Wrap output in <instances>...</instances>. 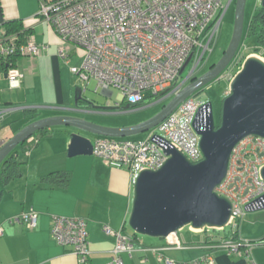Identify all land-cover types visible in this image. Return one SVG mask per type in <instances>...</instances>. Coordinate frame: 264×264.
Masks as SVG:
<instances>
[{
	"label": "built area",
	"instance_id": "1",
	"mask_svg": "<svg viewBox=\"0 0 264 264\" xmlns=\"http://www.w3.org/2000/svg\"><path fill=\"white\" fill-rule=\"evenodd\" d=\"M230 1L38 0L35 13L59 36L58 55L65 62L71 51L78 52L81 62L78 66H70L69 71L79 78L83 90L86 82L92 79L95 89L115 87L120 100L136 107L173 95L195 76L200 61L212 50L217 28ZM14 37V33L0 36V59L5 63L4 68L0 66V72L5 73L10 87L19 85L23 74L17 63L11 62L6 55L18 54L31 59L44 48L31 36L23 42ZM187 64L186 75L177 82ZM201 103L192 96L186 97L142 139L98 137L93 140L92 153L109 165L126 168L133 180L141 170L159 168L169 156L163 149L168 146L195 163L202 154L199 134L192 122ZM36 140L33 135L26 138L29 144ZM227 162L225 175L214 190L230 201L227 223L235 226L234 221L240 219L245 210L264 208V178L260 173L264 166V137L242 136L230 149ZM36 218L37 212L29 209L5 220L23 223L30 229L35 227ZM50 218V233L56 242L69 245L79 261L88 264L85 218L59 214H52ZM102 228L115 235L111 258L103 264H122L121 252L130 254L134 250L132 237L119 230L113 231L107 225ZM177 236L175 231L164 238L168 245L180 247ZM257 241L264 243V239ZM251 243L217 238V241L206 243L205 248H223L229 253L244 255L248 264H256L249 254ZM158 259L161 264L212 262L210 254L191 261H177L162 254Z\"/></svg>",
	"mask_w": 264,
	"mask_h": 264
},
{
	"label": "crops",
	"instance_id": "2",
	"mask_svg": "<svg viewBox=\"0 0 264 264\" xmlns=\"http://www.w3.org/2000/svg\"><path fill=\"white\" fill-rule=\"evenodd\" d=\"M37 8V0H0V22L22 20L23 25L31 27V37L44 46L33 59L21 56L15 61L23 74L19 85L10 87L5 73L0 72V143L30 121L54 114L79 115L99 124L121 126L100 120L107 118L105 114L114 112L108 107H95L89 112L67 108L75 105L77 80H80L69 71V65L61 67L63 58L58 55L57 48L60 38L48 22L36 16ZM77 54L71 51L65 63L69 64L72 55ZM45 60L49 61L48 72L55 77V82L48 89L45 85ZM60 75L62 81L59 80ZM95 88L96 83L94 91ZM81 91L83 95L82 88ZM101 91L107 95L111 93L109 88H101ZM49 92L54 94L53 98L49 97ZM87 98L95 105H101L98 100ZM125 104L122 100L118 102V106ZM43 129L31 133L37 139L32 144L25 139L22 146H18L20 143L16 146V159L21 163L13 175L4 176V169L0 167V226L3 227L0 264H83L69 245L56 242L51 235L52 214L84 217L88 264L106 263L112 255L115 235L106 233L103 225L130 236L134 233L128 224L133 195L132 176L126 168L109 165L93 153L68 155L66 144L69 136L62 126ZM89 136L92 142L100 137ZM61 171L65 176H48ZM29 209L37 212L33 228L5 220ZM258 209L261 208L245 210L241 218L234 221L235 226L227 223V226L219 228L218 234L225 239L231 238L230 234L237 227L234 239L252 242L248 247L250 258L256 264H264V243L257 241L264 239V216L259 212L263 210ZM176 232L180 247L168 245L164 237L133 235L134 250L130 254L121 252L122 264H161L159 254L177 261L199 260L201 256L210 254L212 262L202 260L200 264H248L242 254L229 253L223 248H205L209 242L207 229L185 225Z\"/></svg>",
	"mask_w": 264,
	"mask_h": 264
},
{
	"label": "water",
	"instance_id": "3",
	"mask_svg": "<svg viewBox=\"0 0 264 264\" xmlns=\"http://www.w3.org/2000/svg\"><path fill=\"white\" fill-rule=\"evenodd\" d=\"M245 1L235 0L233 3L232 31L219 59L208 65L204 72L189 78L154 114L121 126L99 124L73 114L40 117L0 143V162L31 133L45 127H63L64 133L69 136L66 152L73 156L92 154L93 142L89 135L121 138L157 126L178 103L217 79L235 56L243 32ZM260 5L264 6V0L260 1ZM249 55L245 56L229 81L228 93L220 101L218 123L214 121L209 101L202 102L194 114L192 125L200 135L202 158L195 163L190 162L182 153L168 146L163 149L169 156L159 168L141 170L134 178L128 214V224L134 232L164 237L185 225L220 228L229 221L231 203L217 194L214 186L225 175L230 149L242 136L257 134L264 137V62ZM76 92L75 105L67 107L69 110L89 112L95 107L107 109L82 95L79 86ZM128 107H132L131 104L114 108ZM260 173L264 178V166Z\"/></svg>",
	"mask_w": 264,
	"mask_h": 264
},
{
	"label": "rangeland",
	"instance_id": "4",
	"mask_svg": "<svg viewBox=\"0 0 264 264\" xmlns=\"http://www.w3.org/2000/svg\"><path fill=\"white\" fill-rule=\"evenodd\" d=\"M222 1L225 2L226 0H222ZM234 2H235V0H231L230 3H228L229 5L225 11V14L222 16L219 27L217 28L218 31H217V34H216L215 39H214L212 50L210 51V53H208V55L206 56L205 59L200 61V65H203V67L200 69L199 73L204 72L206 70V68H208V65H211L213 62L215 63V61H217L219 59V57L222 54L221 52H223V50L225 49V47L228 43V40H229L230 35H231V31H232L231 28L233 25V12H234V4L233 3ZM244 4H245V6H244V15H243L244 16L243 17V27H242L243 33H242V37L240 39V44H239L238 50L240 48H242L241 51L243 53H246L247 51H249V50L251 51L252 49H254V46L256 45V40H255L256 37L254 34L245 35V29H246L245 27H247V25H248V22H249L250 17H251L250 15L254 12L255 9H257L259 7L260 2H259V0H246ZM249 54L250 55L254 54L255 56H257L258 58H260L264 61V58L258 53H249ZM25 58H28V56H26ZM236 58H237V56L235 55L232 58V60L227 64V67L220 74V76L217 77V79L215 78L213 81L208 83L204 89L202 88L201 90H198V92H196L195 94L191 95L194 98V100L197 102L201 103V102L209 101L212 103V111H213L212 114L214 116V121L216 124L219 121V114L218 113H220V105H221L220 101H222L223 97L228 93L229 81H230L231 77L233 76V74L236 72V71L235 72L231 71L230 68L233 67L235 69L238 66V65H236V64H238V63H236ZM61 60H62V62L60 64H61L62 68H64L65 66L68 67V65L70 68V65H73V64L78 66L81 62V57L72 55V58L70 59L71 62H69V64H66L65 60H63V59H61ZM45 61H46V71H45V73H46V84L45 85H46V88L48 89L49 86H51V84L55 82V79H54L55 77H53L52 74L48 72L50 69L49 68V61H47V60H45ZM188 66H189V64L184 66V69L180 73V76H179L177 82H180L182 80V78L186 75V73L188 71ZM240 66H238V67H240ZM227 69H229V70H227ZM225 71H226V73L224 74ZM59 80L62 81L61 75H60ZM86 83H87V85H86V88L84 89L83 95H85L86 97H90L92 99L98 100L99 104H101L104 107H111L108 109H110L111 111H114L112 113L105 114L107 116L106 119H100L99 117H96V119H98V120L100 119V120H103L105 122H107V121L111 122L112 121V123H116L118 125H125V124L127 125L128 123L131 124V123H134L136 121L142 120L147 116L154 114L156 111L159 110L161 105H163V103L168 101V99L170 98V96H165L163 98H159V99L157 98L156 100H153V101H150V102H147L144 104H140L136 107H128L126 109H124V108L118 109V108H114L118 105V102L120 101V99L118 97V93H119L118 89H116L115 87H110L109 89L111 90V93H109V95H107L101 91V87H98L94 91L95 83L92 79H89L88 82H86ZM77 86H81V82L78 80H77ZM49 93H50L49 97L53 98L54 94H51V92H49ZM147 133H148V130H145L143 132L136 133L133 135H128V136H123L121 138L142 139L147 135ZM258 210H263V211H259V212H261L264 216V208H261ZM226 226H227V224H226Z\"/></svg>",
	"mask_w": 264,
	"mask_h": 264
},
{
	"label": "trees",
	"instance_id": "5",
	"mask_svg": "<svg viewBox=\"0 0 264 264\" xmlns=\"http://www.w3.org/2000/svg\"><path fill=\"white\" fill-rule=\"evenodd\" d=\"M38 2V0H37ZM38 9V8H37ZM38 17V15H36ZM250 20L248 22L247 27H245V35L248 34H254L256 37V45L254 46V49H252L251 51H247L246 53H243L241 50L242 48H240L239 50L237 49V51L235 52L237 58H236V65L240 66L239 64L243 61V59L245 58V56L249 53H258L260 54L263 58H264V6L259 5V7L257 9L254 10V12L250 15ZM24 23L22 22V20L20 19H8L3 21L0 24V27H3V30H0V36L1 35H5L7 33H14L15 34V39L19 42H23L27 39L28 36H31V27H27L25 25H23ZM243 33V32H242ZM6 57L8 59L11 60V62H15L17 60L18 57H20L18 54H8L6 55ZM0 66L1 68L5 67V63L3 62V60L0 59ZM236 67L235 69L233 67L230 68L231 71H237V69L239 67ZM229 70V69H227ZM124 102V101H123ZM29 108H27L26 110H28ZM47 128L43 129L42 131H46ZM23 143H20L18 146H22ZM16 146L15 148L10 151V153L8 155H6L2 162H0V167L3 168V172H5L4 176L9 177L11 175H13L12 172H15V170H17L18 165L21 163L20 160L16 159ZM25 152V150H24ZM51 175H56V176H65L64 173L61 172H52L50 174H48V176L50 177ZM46 177V176H45ZM239 219H236V221ZM236 228H234V231L230 234L231 238L235 237V233H236ZM206 229V228H204ZM209 231V232H208ZM219 228H214V227H209L207 229V232L209 233L207 236H209V242L212 241H217V238H222L223 236H221L220 234H218ZM138 233L134 232L132 234V238L133 235H137ZM218 236V237H217ZM221 236V237H220ZM208 242V243H209Z\"/></svg>",
	"mask_w": 264,
	"mask_h": 264
},
{
	"label": "bare ground",
	"instance_id": "6",
	"mask_svg": "<svg viewBox=\"0 0 264 264\" xmlns=\"http://www.w3.org/2000/svg\"><path fill=\"white\" fill-rule=\"evenodd\" d=\"M249 56H252V57L258 58V57L255 56L254 54H251V55H249ZM258 59L261 60V61H263V60L260 59V58H258ZM263 62H264V61H263ZM195 76H197V75H195ZM171 96H172V95H171ZM171 96H170V97H171ZM190 96H191V95H190ZM201 104H202V103H201ZM201 104H200V105H201ZM204 114H205V113H204ZM148 131H149V130H148ZM196 133H197V132H196ZM199 138H200V135H199ZM199 151H200V150H199ZM201 154H202V153H201ZM201 158H202V157H201ZM224 226H225V225H223V226L221 225V229H222Z\"/></svg>",
	"mask_w": 264,
	"mask_h": 264
},
{
	"label": "flooded vegetation",
	"instance_id": "7",
	"mask_svg": "<svg viewBox=\"0 0 264 264\" xmlns=\"http://www.w3.org/2000/svg\"><path fill=\"white\" fill-rule=\"evenodd\" d=\"M201 66V65H200ZM200 66H199V70L198 71H196V73H194V75H199L200 73V69L203 67V66H201V68H200ZM207 69V68H206ZM206 87V85L204 86V88Z\"/></svg>",
	"mask_w": 264,
	"mask_h": 264
}]
</instances>
